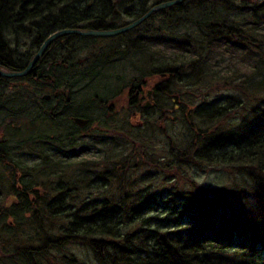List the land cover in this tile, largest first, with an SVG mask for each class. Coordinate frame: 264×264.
I'll return each instance as SVG.
<instances>
[{"label": "trees", "instance_id": "trees-1", "mask_svg": "<svg viewBox=\"0 0 264 264\" xmlns=\"http://www.w3.org/2000/svg\"><path fill=\"white\" fill-rule=\"evenodd\" d=\"M152 2L168 1L0 0V66L23 71L53 33L118 29ZM122 36L130 48L110 45V54L96 46L112 38L56 40L38 64L54 82L34 72L0 76V264H88L62 254L75 246L99 264H264V0H186ZM119 61L136 76L111 95L92 93L84 113L77 111L70 79L97 76ZM148 90L152 107L145 109ZM123 95L126 117L112 103ZM240 113L242 132L233 137L228 130ZM137 115L141 126L128 121ZM72 116L89 124L81 128ZM28 121L38 128L25 137ZM175 127L185 134L178 144ZM84 140L100 163L74 162L76 149L92 151ZM160 145L178 147L157 157ZM24 153L38 154L39 163L22 165ZM212 164L236 168L238 180L254 185L233 180L208 190L186 182L187 167ZM153 171H162L166 190L140 189L138 178ZM54 218L64 223L60 231Z\"/></svg>", "mask_w": 264, "mask_h": 264}, {"label": "rangeland", "instance_id": "rangeland-1", "mask_svg": "<svg viewBox=\"0 0 264 264\" xmlns=\"http://www.w3.org/2000/svg\"><path fill=\"white\" fill-rule=\"evenodd\" d=\"M131 1H134V0H131ZM151 1H156V0H151ZM167 1H173V0H167ZM185 1L186 0H184L183 3ZM238 1H240V0H238ZM256 1L257 0H252V2H256ZM155 3L156 2H152L151 5H150V8L155 6L156 5ZM183 3H181V4H183ZM160 4H162V3H160ZM118 5H119V2H117V3L115 2V15L116 16L120 15V12L118 10ZM126 6L130 7V4H126L124 7H126ZM122 16L125 17L124 14ZM139 19H137V20H139ZM137 20H134V19L131 20V19L125 18L123 23H124V25L128 26V25H131L132 23L136 22ZM112 21L113 20H110V22H112ZM136 31H134V33H132L135 36L136 35L138 36L139 34L140 35H147V32H143V30L137 31V32ZM122 34H124V33H122ZM122 34H120V35H122ZM117 36H119V35H117ZM117 36L111 37L112 40L108 39L104 43L98 44L96 46L97 47L96 49H101L102 48V49L108 51L109 52L108 54H110V53L114 52V50L116 49L117 45H118L117 47H119L121 49L120 51H123L122 50L123 48H126L124 50H127L128 48H130L128 46V44H127V39L128 38L126 36L125 37L122 36V37H119V38ZM115 37H117V38H115ZM100 41H104V39H100ZM118 41H120L119 44H117ZM128 42H129V40H128ZM132 43L133 42H131V45H132ZM110 45H112L115 49H112V48L108 49ZM156 49H157V47L154 46L153 50L155 51ZM47 51L45 52V54L47 53ZM167 54H169V52H167ZM44 55H43V57H44ZM82 56H86V54L79 55L77 58L80 59V58H82ZM116 57H119V55H117ZM239 57H241V56H239ZM238 60H239V58H238ZM116 65H117V67H116ZM134 71H135V67L134 66H130L127 63V61H123V62L119 61L115 65H112L109 69H104L102 71V73L99 74V75L97 74V76L94 75V76L83 77V76H81V73H82L81 71H80L81 73H76V75L73 76L70 79V81H74L75 82V84H73V86L71 87L72 89H71L70 92L72 93L73 100L75 99V108H76V110L81 112V113L83 112L84 109H81L82 104L84 105L85 100L88 99L90 95L93 96L94 94H99L101 96H107V95H111L112 93L115 92V87L116 86L119 89L124 87V85L126 83L130 82V80H132L136 76V73ZM156 82H157L156 79H154V80L150 81V84L152 83L151 85H154ZM127 85L128 84H126L125 87ZM90 87H91V91H89ZM92 93H94V94H92ZM124 94L128 95V91H125ZM225 94L226 95H230V93H228V92H226ZM45 96H49V94L46 93ZM112 103H113L114 107L118 110V113L120 114V117H126V115L129 113L127 96L123 95L121 98L115 99ZM147 104H149V103L145 102L143 107H145ZM149 105L152 106V103L149 104ZM128 116H130V115H128ZM137 116L138 117H132V118L128 117L129 118L128 121L130 122L131 125H134V126L140 125L141 126V124L143 123V119L141 117H139V115H137ZM243 116H244L243 113H240L239 114V119L240 120L239 119L238 120L235 119L234 123L230 127V130H228L229 133L233 135V137H236L234 135V132L239 130V128L241 127V121L243 120ZM73 117L74 118H78V116H72V120H73ZM120 117H119V119H121ZM88 124H89V122L86 125L80 126V127H86ZM22 125L24 126L23 131H22V135L25 136V137H30L31 134H33L32 133L33 129L36 127V131H37V128H38L37 125L30 124L29 121L25 122V123H22ZM94 126H96V125H93L89 130H93ZM175 129H177V128L175 127ZM89 130H88V132H89ZM197 130H198V127L196 126V129H194V131L197 132ZM42 131H43V129H40V132H42ZM180 131H182V130H180ZM239 131H238L239 134H241L242 131L241 130H239ZM1 132H4V130L0 131V135H1ZM174 132H176V133H178V135H180L177 138V140H175L174 142L177 143V144H178V142L181 143V140H182V138L184 137L185 134L184 135L181 134V132H179V129H177ZM239 136L240 135H237V137H239ZM0 142H1V138H0ZM83 146L86 147V148H92L91 149L92 151H90V150L89 151H83L82 150L83 148L82 149L81 148L76 149L78 151H75V152H78L79 154L75 158L74 162L78 163V162L82 161V162H85V164H90V163L92 164L93 161H94V162L100 163L98 157H94L93 156L94 158L92 159L93 151L96 150V148H93L90 142L86 143L85 140L83 142ZM174 147L177 148L178 146L175 145ZM174 147H172L170 145L168 148H166L167 149L166 153H170V149H173ZM14 148L15 147H13V149ZM166 149L162 148V146L160 145L159 148L157 149L158 153L155 156L163 157L162 156L163 152H165ZM175 150L177 151V149H175ZM151 154L154 155L156 153L155 152H151ZM158 154H159V156H158ZM19 159H20L19 162L22 163V165L24 164L26 166V164H27L28 165L27 167H30V168L35 167L34 164L35 163H39V161H40L38 159V154H36L35 156L32 157L30 154L24 153V155L23 154L19 155ZM164 160H165V158H164ZM37 166H38V164H37ZM235 169L236 168H233L231 166L224 165V164H222V165L221 164H212V165H204L203 167H197V168H194V169L191 168V167H187L186 170H183V172L188 177H190V179H191L189 182L186 181V180L185 181L190 186H193V185L196 184L197 187L200 188V189H201V187H203L205 189H208V190L220 189V188H222L224 186H231L233 180L234 181H239V182L242 181V185H244V186H242L243 188L248 187L249 184L254 185V183H252V179H250V178L249 179L248 178H242V179L238 180L237 177H239V176L237 174V170H235ZM34 170H35L34 171L35 173L36 172H40V171H38L35 168H34ZM19 171L14 172V174L17 176V178H16L17 180L21 176V172H19ZM164 173H168V172L164 171ZM160 175H162V171L161 172L160 171H153V175H150L149 177H147V179L138 178L140 180V183H139L140 189H146V188L150 187L154 191V192L153 191L151 192L152 194L155 193V192L159 193V192H162L163 190H166V188L169 186V183L166 184V185H163L162 184L163 178L159 177ZM244 179H245V181H244ZM192 181L194 182V184H193ZM245 182H246V184H243ZM245 185H246V187H245ZM42 187H43V185H42ZM42 187L40 186L38 189L40 190ZM247 189L245 191H247ZM95 196H96V194H94L92 196V198H95ZM102 196H108L107 192H103ZM86 199L87 198H85L84 200H86ZM8 202H9V204L13 203L14 202L13 198L11 200H8ZM80 202L81 201H79V203ZM63 203L66 204L65 205L66 207L68 205L72 204V202H71V200H69L68 196L65 197ZM81 203H80V205H81ZM73 205H74V203H73ZM73 205H72V209H74L76 207V206L74 207ZM60 219L61 218H59V219L54 218L53 219V220H57L58 221L56 226H57V229L59 231L64 228V226H63L64 223L59 221ZM0 251L3 252L5 250L1 249V247H0ZM262 252L264 254V251H261V253ZM67 253L70 254V255L72 253H74V255L79 260H81L83 262L85 261V263L88 262V264H99V263L95 262L96 260H91V259H94V257L92 256V253H90L89 250L87 248H85V247L75 246V247H71V249L67 248L66 250L62 251V254H67ZM51 260H54V259H51Z\"/></svg>", "mask_w": 264, "mask_h": 264}, {"label": "water", "instance_id": "water-1", "mask_svg": "<svg viewBox=\"0 0 264 264\" xmlns=\"http://www.w3.org/2000/svg\"><path fill=\"white\" fill-rule=\"evenodd\" d=\"M184 0H173L169 1L166 3L159 4L153 8L150 9V11L145 14L143 17H141L139 20L136 22L132 23L131 25L116 29V30H82V29H67V30H61L58 32L53 33L50 35L47 40L42 44V46L39 48L37 53L34 55L33 59L30 61L28 66L26 67L25 70L23 71H18V72H10L7 70H4L0 67V76L4 78H18V77H26L29 74H31L34 66L39 62V60L43 57L45 52L48 50V48L52 45V43L59 39L60 37L64 35H70V34H75L79 35L82 37H114L117 35H120L122 33H126L137 26H139L141 23H143L145 20H147L154 12L166 9L168 7L174 6V5H179L183 3ZM38 77L39 78H47L48 80H52V77L50 75H46L43 73V71H38ZM151 91L149 92V96L151 95ZM50 97L46 96V99H49ZM150 98V97H149ZM146 107H150L149 104L146 105ZM75 122L79 126H84L88 123L87 120H83L80 118H76Z\"/></svg>", "mask_w": 264, "mask_h": 264}, {"label": "flooded vegetation", "instance_id": "flooded-vegetation-1", "mask_svg": "<svg viewBox=\"0 0 264 264\" xmlns=\"http://www.w3.org/2000/svg\"><path fill=\"white\" fill-rule=\"evenodd\" d=\"M40 62V61H39ZM39 62L34 66V68H33V70H32V72H31V74H33V72H34V75L36 74V77H37V79H46V80H48L47 78H39L38 77V71H43V73L44 74H46V75H49V74H47V73H45V71L43 70V68H41L38 64H39ZM26 69V68H25ZM30 74V75H31ZM51 76V75H50ZM52 77V76H51ZM48 81H52V82H54L53 81V79L52 80H48ZM57 94H59V90L56 92ZM129 93V95H131V96H133L130 92H128ZM46 95V94H45ZM43 96V100H45V101H50L51 100V95L49 94V96L48 97H50L49 99H46V96ZM148 96V95H147ZM149 97V96H148ZM151 108V107H150ZM78 118H80V119H83V120H87V119H85V118H82V117H79L78 116ZM75 119L76 118H74L73 117V122L77 125V126H79L76 122H75ZM88 122H89V120H87ZM80 127V126H79ZM81 128H84V127H81Z\"/></svg>", "mask_w": 264, "mask_h": 264}, {"label": "bare ground", "instance_id": "bare-ground-1", "mask_svg": "<svg viewBox=\"0 0 264 264\" xmlns=\"http://www.w3.org/2000/svg\"><path fill=\"white\" fill-rule=\"evenodd\" d=\"M64 36H67V35H64ZM64 36H63V37H64ZM29 75H30V74H29ZM29 75H28V76H29ZM152 94H153V91H152L151 95L149 96L150 99H152Z\"/></svg>", "mask_w": 264, "mask_h": 264}]
</instances>
